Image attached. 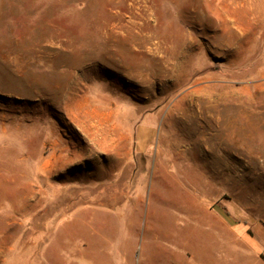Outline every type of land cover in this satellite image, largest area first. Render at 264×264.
<instances>
[{
	"label": "rangeland",
	"instance_id": "obj_1",
	"mask_svg": "<svg viewBox=\"0 0 264 264\" xmlns=\"http://www.w3.org/2000/svg\"><path fill=\"white\" fill-rule=\"evenodd\" d=\"M188 262L264 264V0H0V264Z\"/></svg>",
	"mask_w": 264,
	"mask_h": 264
},
{
	"label": "bare ground",
	"instance_id": "obj_2",
	"mask_svg": "<svg viewBox=\"0 0 264 264\" xmlns=\"http://www.w3.org/2000/svg\"><path fill=\"white\" fill-rule=\"evenodd\" d=\"M191 121V120H190ZM192 122H193V120H192ZM215 124V123H214ZM214 127V126H213ZM216 129V128H215ZM220 130V129H219ZM223 130H224V128H223ZM229 130V129H228ZM217 131V130H216ZM226 131V130H225ZM219 132V131H218ZM222 132V131H221ZM227 132V131H226ZM220 135V134H219ZM215 137V136H214ZM216 137H218V136H216ZM219 138V137H218ZM162 196H159V198H161ZM163 199V198H162ZM191 208H192V206H191ZM190 210V209H189ZM202 215V214H201ZM199 221V220H198ZM199 224H200V221H199ZM201 226V225H200ZM199 230H200V227H199V229H198V232H199ZM195 232V231H194ZM187 264H189V262L187 263Z\"/></svg>",
	"mask_w": 264,
	"mask_h": 264
}]
</instances>
